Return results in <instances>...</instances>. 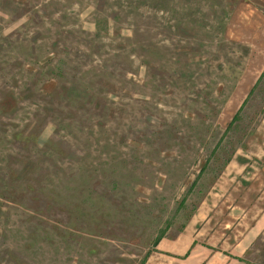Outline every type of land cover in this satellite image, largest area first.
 <instances>
[{"label":"rangeland","instance_id":"1","mask_svg":"<svg viewBox=\"0 0 264 264\" xmlns=\"http://www.w3.org/2000/svg\"><path fill=\"white\" fill-rule=\"evenodd\" d=\"M239 2L0 0V264H181L206 221V247L264 264Z\"/></svg>","mask_w":264,"mask_h":264},{"label":"crops","instance_id":"2","mask_svg":"<svg viewBox=\"0 0 264 264\" xmlns=\"http://www.w3.org/2000/svg\"><path fill=\"white\" fill-rule=\"evenodd\" d=\"M224 31L226 40L250 48V77L256 78L264 71V0H240L233 8ZM192 223L187 226L194 228L191 244L179 256L184 261L181 264H250L243 259L245 250L239 252L242 241L229 252L206 247L199 241V236L203 230L207 231L208 223L211 222L206 221L204 225L202 222L203 230L195 229Z\"/></svg>","mask_w":264,"mask_h":264}]
</instances>
